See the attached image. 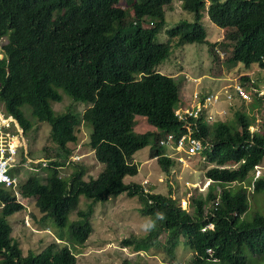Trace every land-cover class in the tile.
Wrapping results in <instances>:
<instances>
[{"label": "trees", "instance_id": "obj_1", "mask_svg": "<svg viewBox=\"0 0 264 264\" xmlns=\"http://www.w3.org/2000/svg\"><path fill=\"white\" fill-rule=\"evenodd\" d=\"M122 1L128 8L120 6ZM174 1L194 15V22L167 30L178 39L177 47L207 44L216 60L222 51L228 53L226 64H255L264 70V0H209L208 8L206 0H0V38H8L6 57L0 61V99L25 132L33 128L24 112L30 107L37 122L49 124L56 145L53 151L43 149L55 161L39 173L16 170L27 179L21 182V195L24 204L35 201L66 240L24 256L8 218L26 204L0 188V264H77L73 248L91 236L95 205L123 194L139 197L142 216L158 221L147 235L124 239V248L162 247L171 264L182 240L195 251L189 264H247L246 250L264 252V212L250 210V197L264 194V117L257 131L251 129L255 117L243 111L235 113V125L212 128L204 116L191 121L199 127L193 134L203 141V170L211 183L204 195L192 197L189 212L171 193L124 182L139 174L135 155L148 147L168 175L175 162L164 156L160 142L168 134L186 132L187 123L174 113L182 105L180 87L174 77L156 70L171 55V42L161 43L157 36L165 7ZM204 13L228 31L223 41L207 40ZM244 81L251 83L248 76ZM64 94L89 106L83 115L52 109ZM255 103L262 106L264 99ZM137 116L156 131L136 132ZM83 124L92 127L89 147L103 169L86 180V169L71 162L72 174L62 178L59 170L71 155L67 147L78 142ZM82 196L91 203L86 211L78 209ZM163 234L167 238L162 243Z\"/></svg>", "mask_w": 264, "mask_h": 264}, {"label": "rangeland", "instance_id": "obj_2", "mask_svg": "<svg viewBox=\"0 0 264 264\" xmlns=\"http://www.w3.org/2000/svg\"><path fill=\"white\" fill-rule=\"evenodd\" d=\"M206 3L208 8L209 0H206ZM120 6L128 8L129 4L122 1ZM182 22H194V15L183 9L182 2L174 1L165 7V23L160 29L157 40L161 43L171 42L172 50L170 57L159 65L156 70L164 75L174 77L180 87L182 105L189 106L193 104V96L196 92L199 93L201 98L210 94L219 95V101L209 111L214 117V120L210 123L212 128L222 123L235 125V113L243 111L250 116L257 117L253 129H258L264 117V106H256V103L253 106L252 103L242 100L237 95L235 87L238 85L237 83L242 81V74L249 71L252 72L254 84L258 87L264 86V70L259 69L255 64L250 68L241 63L236 64L234 67L226 64L228 53L222 51L217 52L218 59L216 60L209 53L207 44L177 47L178 39L170 38L167 30ZM203 24L207 30V40L209 42L223 41L228 31L212 23L207 13H204ZM6 41H8V38H6ZM235 77H238L236 83L233 81ZM229 96H231V100L228 99ZM88 107L86 103L76 102L65 94L62 102L52 103V109L57 114L73 112L77 115H83ZM24 112L26 118L33 123V128L26 132L25 139L29 157L32 159L44 158L46 157L43 153L44 148L47 147L49 151H53L56 147L50 136L51 128L47 123L37 122L32 116L30 107H25ZM136 119L139 122L135 129L136 132L156 131L153 126L148 124L145 117L137 116ZM91 132L92 127L83 124L78 133V142L69 144L67 147L71 152L69 158L71 156L81 157V160L73 162L81 164L86 169V180L89 177L97 178L103 169V165L98 162L94 152L89 147ZM151 153V147L136 153L135 162L139 166V174L134 177L127 176L124 182L126 184H139L148 192L171 193L173 198L181 203L184 210L191 211L192 197L195 194L204 195L211 183L205 177L203 170L205 159L202 153L191 158L183 154L184 163L176 161L168 175L164 174L157 160L152 159ZM168 153H171V151L169 150ZM73 164L60 168L59 173L62 178H69L74 170ZM260 168L261 173L264 174V161ZM22 180L25 183L26 177ZM235 184L240 185V183H234L233 185ZM245 185L249 186L248 184ZM250 196H252V193H250ZM250 198V210L264 212V194ZM21 201L23 202V200ZM183 201L187 202L186 208H184ZM25 204L30 211L25 209L8 218L13 226L12 236L20 244L24 256L29 253H40L53 243H61L62 239L66 241L62 236L63 232L59 230L55 223L44 219V215L40 213L35 201L28 200L25 201ZM90 204V201L82 196L80 197L78 209L86 211ZM141 208L139 197L130 198L126 194L104 203H97L94 207V214L90 218L93 227L91 236L85 245L73 248V252L77 257V264H124L125 261H128L129 264H171L169 255L162 247L149 251L146 248L137 251L136 247V249L123 247L122 241L124 239L143 237L149 233L150 228H154L158 224L155 219L142 216ZM27 213H30L31 227H27L24 222V216ZM249 216H251L250 212L247 217ZM76 219L77 212H74L72 213V220ZM166 238L167 235L163 234L160 237V242L163 243ZM194 254L195 251L190 246H186L184 240H182L176 250L174 264H189ZM245 254L247 264H264V252L255 254L246 250Z\"/></svg>", "mask_w": 264, "mask_h": 264}, {"label": "built area", "instance_id": "obj_3", "mask_svg": "<svg viewBox=\"0 0 264 264\" xmlns=\"http://www.w3.org/2000/svg\"><path fill=\"white\" fill-rule=\"evenodd\" d=\"M5 53L3 51V43L0 41V61L4 60ZM249 91L241 83L235 87L237 95L244 101L253 103L255 99H264V86L257 87L252 83L248 85ZM194 103L191 105H179L174 113L177 120L186 124V132L181 135L168 134L160 142V147L165 150L164 156L170 158L172 161H179L184 163V156L195 157L204 150L203 141L196 138L193 132H199V127L196 122L201 116H204L205 122L210 124L214 117L209 112L210 109L219 101V95L210 94L201 98L196 92L193 96ZM231 100V96L228 97ZM264 106V105H263ZM257 120V117H255ZM255 124L251 127L252 131H257ZM26 132L20 125L17 118L7 113L5 104L0 100V188L7 191L16 192L18 194V187L22 181V175L16 170H30L34 173H39L42 169L47 167L49 162L55 159H47V157L40 159H32L29 157L26 147ZM171 153H168V151ZM81 157L71 156L67 161L70 165L71 161L80 160ZM184 208L187 207V202L183 201ZM213 225H209L208 229H213ZM205 230V229H204Z\"/></svg>", "mask_w": 264, "mask_h": 264}, {"label": "clouds", "instance_id": "obj_4", "mask_svg": "<svg viewBox=\"0 0 264 264\" xmlns=\"http://www.w3.org/2000/svg\"><path fill=\"white\" fill-rule=\"evenodd\" d=\"M6 38L7 37H2V38H0V41L3 43V51H4V53H5V57H6V50H5V45L8 43V41H6ZM239 83H241L242 85H244L245 87H246V89H249L248 88V85L249 84H253L254 86H256L255 84H254V80H251V83H248V82H246V83H243L242 81H240ZM238 84V83H237ZM1 100V99H0ZM2 102V101H1ZM3 103V102H2ZM4 104V103H3ZM69 160V159H68ZM67 160V161H68ZM81 160V159H80ZM67 161H66V163H67ZM71 162H73V161H71ZM67 165V164H66ZM70 165H71V163H70ZM67 166H69V165H67ZM66 167V166H65ZM64 167V168H65ZM25 171V174L27 173V172H29L30 173V175H33V174H36V173H34V172H31L30 170H24ZM24 174V175H25ZM22 178H24L23 176H22ZM27 180V179H26ZM25 180V181H26ZM23 181V180H22ZM20 185H21V182H20V184H19V187H18V194H19V196H17V194H16V192H13V191H7V190H4V191H6V192H9L10 194H13L15 197H16V199H17V201L18 202H20V203H22V204H24L21 200H23V197H22V195H21V190H20ZM2 189V188H1ZM3 190V189H2ZM25 205V204H24ZM25 209H26V211L27 210H29V207L28 206H26L25 205ZM24 209V210H25ZM23 210V211H24ZM30 211V210H29ZM24 222H25V225L27 226V227H31V217H30V213H27L25 216H24Z\"/></svg>", "mask_w": 264, "mask_h": 264}, {"label": "crops", "instance_id": "obj_5", "mask_svg": "<svg viewBox=\"0 0 264 264\" xmlns=\"http://www.w3.org/2000/svg\"><path fill=\"white\" fill-rule=\"evenodd\" d=\"M242 76H248L251 80H254L253 78H252V72H245V73H243L242 74ZM233 81L236 83V82H238V77H235L234 79H233ZM233 82V83H234ZM243 83H246V82H243Z\"/></svg>", "mask_w": 264, "mask_h": 264}]
</instances>
